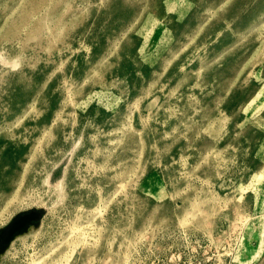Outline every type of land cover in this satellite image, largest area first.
I'll return each mask as SVG.
<instances>
[{"label":"rangeland","instance_id":"obj_1","mask_svg":"<svg viewBox=\"0 0 264 264\" xmlns=\"http://www.w3.org/2000/svg\"><path fill=\"white\" fill-rule=\"evenodd\" d=\"M263 250L264 0H0V264Z\"/></svg>","mask_w":264,"mask_h":264},{"label":"crops","instance_id":"obj_2","mask_svg":"<svg viewBox=\"0 0 264 264\" xmlns=\"http://www.w3.org/2000/svg\"><path fill=\"white\" fill-rule=\"evenodd\" d=\"M249 264H264V250L256 259L251 260Z\"/></svg>","mask_w":264,"mask_h":264}]
</instances>
